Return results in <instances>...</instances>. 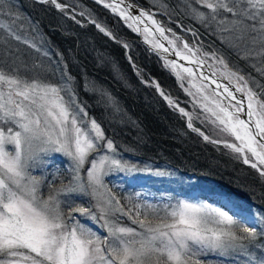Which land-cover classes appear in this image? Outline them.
I'll return each mask as SVG.
<instances>
[{
    "label": "snow or ice",
    "instance_id": "snow-or-ice-1",
    "mask_svg": "<svg viewBox=\"0 0 264 264\" xmlns=\"http://www.w3.org/2000/svg\"><path fill=\"white\" fill-rule=\"evenodd\" d=\"M39 3L69 14V5L59 0ZM105 6L118 13L129 28L136 25L133 30L142 31L146 42L151 44L149 36L159 33L176 57L198 68L209 57L214 61L209 65L216 68L212 76L227 81L223 92L219 91L221 84L217 79L204 77L202 72L200 76L202 80L211 79L216 85L213 95L222 99L205 94L203 83L199 87L193 84L195 73L191 67L176 61L166 63L200 113H190L162 91L160 94L186 118L189 129L209 143L223 145L264 178V84L251 74L234 70L216 52L206 53L199 46H189L183 37L154 19V13L138 9L139 15L133 16L135 5L126 4V0H112ZM178 6L211 29L264 78V0H179ZM5 11L10 20H0V40L5 46L0 49V264H203L200 257L208 254L224 259L243 254L249 264H264V258L257 259L252 251L264 247L257 243L264 239V214L248 210L251 214L243 215L245 210L238 205L233 206L236 211H224L188 200L163 205L134 202L140 193L122 200L105 178L113 171L134 173L142 169L115 157L116 146L80 103L74 78L67 72L62 56L59 63L53 61L48 68L41 64L29 68L19 57L12 56L6 47L9 39L22 41L37 51L40 48L18 34L24 30L20 23L24 17L12 0H0V13ZM71 19L76 20L75 15ZM91 23L106 32L95 20ZM29 27L36 30V25L29 23ZM166 32L171 33V39ZM177 41H182V45ZM154 47L169 51L159 40ZM43 56L50 54L44 51ZM29 71L34 73L31 77L21 75ZM39 72L53 76L58 72L59 81L41 79ZM185 79L189 88L184 87ZM191 87L196 91H191ZM92 91H99L101 100L119 111L110 94L95 88ZM197 119L211 125L212 135L194 126ZM53 153L70 161L67 183L61 181L59 186L57 176L48 180L33 174L44 163L43 157ZM72 197L86 199L89 206L73 207Z\"/></svg>",
    "mask_w": 264,
    "mask_h": 264
},
{
    "label": "trees",
    "instance_id": "trees-1",
    "mask_svg": "<svg viewBox=\"0 0 264 264\" xmlns=\"http://www.w3.org/2000/svg\"><path fill=\"white\" fill-rule=\"evenodd\" d=\"M177 1L163 0L174 20L197 28L204 36L203 42L208 46L216 45L228 64L242 74H251L259 83L264 84V78L250 63L239 59L210 29L195 20H186L175 7ZM59 2L70 4L80 11L85 10L104 25L108 26L111 21L122 28L116 17L91 0ZM136 2L146 7L150 5L145 0ZM12 3L24 17L20 22L24 24V30L32 32L29 23L36 25V30L44 32L50 46L64 57L65 62H71L70 74L74 77L80 101L89 116L95 117L101 124L107 138L113 141L122 161L169 166L184 176L211 181L235 201H243L264 212V178L223 145L209 143L187 127L186 118L148 82L149 76L155 78L167 93L182 103L186 96L179 89L174 73L138 37L133 36L129 41L117 35L122 43L129 45V57L120 43L106 37L93 23L82 17L71 19L69 9L70 15H65L54 6L37 0H12ZM0 16L5 21L10 20L6 11L0 13ZM77 20L80 23H76ZM3 47V41L0 40V49ZM6 47L11 50L13 57H19V61L29 68L37 64L33 61L35 54L22 41L9 39ZM48 67L51 66L46 63L45 68ZM22 74L32 76L34 73L29 71ZM37 74L53 76L48 72ZM93 88L110 94L119 111L105 104L99 91H92ZM196 127L203 128L200 124Z\"/></svg>",
    "mask_w": 264,
    "mask_h": 264
},
{
    "label": "rangeland",
    "instance_id": "rangeland-1",
    "mask_svg": "<svg viewBox=\"0 0 264 264\" xmlns=\"http://www.w3.org/2000/svg\"><path fill=\"white\" fill-rule=\"evenodd\" d=\"M37 1H39V0H37ZM91 1H93L95 4H97L99 6H102L112 16L116 17L118 20L116 18L115 19L120 22V24L122 25V28H120V26L117 23L111 22V21H109L108 26L104 25L101 22L95 20V18H92L91 16H89L85 10L80 11L74 7H71L70 4H68L69 10L72 13L71 16L75 15V17H77V18L82 17L88 22L95 20L96 23L101 24L106 29V32H111L112 35L109 36L106 34V32H102V33L106 37H108L109 39H112L113 41L120 43L121 46L125 49L128 56L130 57L129 45L127 44L128 45L127 48L124 47V45L126 43H122L117 38V35L123 36L124 39L129 40V41H131L133 36H136L139 38V41L141 42V39L138 36V34L140 35V32L138 33V32L133 30V28L136 26L133 25V28H129L128 24L125 23L123 18H121L116 13H114L111 8L105 6V5L109 4L111 2V0H103V2L105 4L103 2H100V0H91ZM130 1L135 3L136 5H138L136 3V0H130ZM145 1L148 4H150L149 7H151V9H153L152 11L162 13L169 20L173 21V19H172L173 17L170 16V13L168 11V6L164 7V5H167V4L164 3L163 0H145ZM178 5H179V0L177 1V4H175V7L178 9L180 14L186 18V20H193L190 16L188 17V15L185 14V12L182 10V6H178ZM138 6H140V5H138ZM142 8H144V7H142ZM73 9L75 10L74 12L72 11ZM144 9H146V8H144ZM81 12H84L85 14L83 16H81L80 15ZM154 19H156V20L159 19L157 14L154 15ZM0 20H3L1 18V16H0ZM128 23H132V22L129 21ZM176 23L179 24L180 26H182L183 28H185L186 30L191 28L192 34H193V32H195L196 33L195 37L199 38L198 40L201 43H204L203 42L204 36L202 34H200V32L198 31L197 28L188 27V25L185 24L187 26L186 27L183 24V22L180 20H179V22L177 21ZM141 29H143V26H141ZM23 31H24L23 33L20 32L18 34H20L23 39H28V40L32 41L33 43H36L37 47L40 48V51H37L36 49H33L32 47H30V45L26 44V47L29 50H32L33 53L35 54V56H33L34 57L33 61H35V63L41 64L44 66H46V63H47V64H50V66H52L53 61H55L57 63L60 62L62 55L61 54L57 55V52L55 51L54 47L50 46V44L48 43V41L46 39V35L44 34V32H42L39 29L32 31V32H30L28 30H23ZM211 32H212V30H211ZM142 36L144 37L143 33L141 34V37ZM149 39L152 40L151 44H153V45H156V41L159 40V38L156 36H154V37L149 36ZM177 44L182 45V43L179 41H177ZM204 46L208 50L207 52L205 51L206 53L216 52L219 56H223L218 51V47L216 45L215 46L214 45L208 46L205 44ZM44 51H48L50 56L49 57L43 56ZM160 58L162 59L161 62L163 61V63H165V65H166L167 61H170L168 58H164L162 56H160ZM207 61H208L209 65L214 64V61L210 57L207 59ZM63 64L67 65V72L70 74L71 62H67V61L65 62L64 57H63ZM229 66L231 68H233L230 64H229ZM61 67H63V65H61ZM167 67L171 68L170 66H167ZM216 67H219V66L217 65ZM211 70L215 71L216 68L211 67ZM234 70H236V69H234ZM180 71H181L182 75H186V74H183L182 70H180ZM22 75H25V74H22ZM242 75H246V74H242ZM71 76L73 77V75H71ZM174 76H175V80H176L177 84H179V89L186 96V99H184L182 103H179L172 95L167 93V91L164 90V88L159 84V82L155 78L149 76L148 82H150V85L155 87V89L157 90V92L160 96H161L160 93L162 91L164 93V95L168 96L170 99H172L173 101L178 103L180 107L185 108L186 111H188L190 113L194 112V111L196 113H200L201 109L198 106L195 107V109H194L193 103H192V97H190L183 90V88L180 86L181 82L178 80L177 75H174ZM39 77L41 79H45V80L47 78L48 80L54 81V83L59 81V73L58 72L56 73L55 76H39ZM189 79H193V78H189ZM201 83H203V85L205 86V94L209 95L213 99H222V96H214L213 95V90H215L213 87H210L205 82H203V80L200 79L198 76H195V78L193 79V84H195L197 87H199L201 85ZM156 85H159V88H157ZM250 86H251V84H250ZM73 87H74L75 92H76V86L74 84V80H73ZM184 87L185 88L190 87V85L188 83V79L184 80ZM87 89H88V87H87ZM190 90L195 92L196 88L191 87ZM88 92L90 93V91H88ZM76 94H77V97L80 101V98H79V95L77 92H76ZM161 97L164 99V96H161ZM165 101L168 102L167 100H165ZM80 103L82 105H84L81 101H80ZM88 115H89V113H88ZM202 118L203 117H201V119ZM193 123H194L195 127L197 126V124H200V126L203 127L200 130L203 131L206 135H212V133L209 131V129L211 128L210 124H202L201 120H199V119L194 120ZM213 138L215 139L217 137L213 136ZM230 139L234 140V138H230ZM114 155L117 159H120L117 155V152ZM43 160H44V163L40 167L33 170L34 175L46 176L48 180H52L53 176H57L58 179L56 180V186H59L61 181H64V183H67V177L69 175L68 168H69L70 161L66 157H64L61 154L53 153V154H50L49 156L43 157ZM129 164H132V163H129ZM132 165H136L139 169H142V171H138V172H134V173L113 171L111 174H109L105 178V183L108 184L109 187H112L113 191L116 192V194L118 196H120L122 198V200H123V197H125V196H131V195H134L135 193H140L141 195H140L139 200L134 201V202H141V203L147 202V203H151V204L163 205L166 203L175 204L178 200H188L192 203L204 202L208 205H211V206L216 207V208H220L221 210H224V211H228L229 208H232L233 211H236L237 209L234 208L233 206L238 205L240 208L245 210L243 215H250L251 213L264 214V212H262L259 208L251 206V205H249L243 201H235L234 199L230 198V196L227 193H225L220 187H218L216 184L212 183L211 181L208 182L205 180H199L198 178H193L190 176H184L180 172H178L177 170H175L169 166H155L151 163L132 164ZM147 169H151V171H148ZM157 171L163 172L165 174L164 175H156L155 173ZM71 201H72L73 207L76 205H81L83 207L89 206L86 199L72 197ZM248 210H251V213ZM229 214L232 215L233 212H229ZM234 218L240 219V217H238V216H234ZM240 222L242 224L247 223L249 227L252 226V224L249 223L248 221L241 220ZM89 226H92V225H89ZM257 243L259 245L264 246V239H259L257 241ZM252 251H253V254L257 257V259L264 258V247H261L260 249L252 250ZM200 259L203 261V264H249L248 258L245 257L243 254L234 255L232 258H229V259H224V258H222L218 255H214V254H208L207 256H201Z\"/></svg>",
    "mask_w": 264,
    "mask_h": 264
},
{
    "label": "bare ground",
    "instance_id": "bare-ground-1",
    "mask_svg": "<svg viewBox=\"0 0 264 264\" xmlns=\"http://www.w3.org/2000/svg\"><path fill=\"white\" fill-rule=\"evenodd\" d=\"M104 3V2H103ZM112 3V0L111 2ZM109 3V4H110ZM105 4V3H104ZM126 4H132V5H135L134 3H132L131 1L129 0H126ZM121 7H124V5H121ZM138 6L135 5V7L131 10L132 11V15L135 16V15H139V11H138ZM146 11V10H145ZM118 15V13H116ZM122 18V17H121ZM146 22V21H145ZM136 26V25H135ZM140 27L143 26L142 24L139 25ZM142 33V31H141ZM159 34V33H157ZM160 41L161 43L164 45L165 48H168L169 51L168 52H164L163 49H158L157 47H154V45L150 44L149 45L151 46V48L160 53L161 55H163V57H166L168 59H170V61H176L178 64H183L185 67H191L193 69V72L195 73V76H198L199 78H201L200 76V73L202 72L204 77H211L212 79H217L218 80V83L221 84V88H220V92L222 93L223 92V85L227 83V81H224V80H220L218 77L216 76H212V72L211 71V67H209V64L206 62V64L204 66H201V67H196L194 64H190L188 63L187 61L183 60V59H180L178 57H176L174 55V50L172 49L171 45L168 44V42L166 40H164L162 37H160ZM202 79V78H201ZM204 82H206L207 84L211 85L214 89H216V85L215 84H212L211 83V79H203ZM234 90V89H233ZM244 118V117H242Z\"/></svg>",
    "mask_w": 264,
    "mask_h": 264
}]
</instances>
